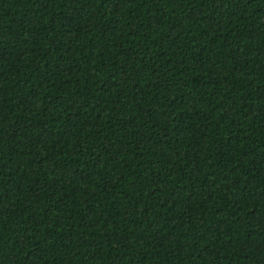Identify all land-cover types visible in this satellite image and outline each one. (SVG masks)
Returning a JSON list of instances; mask_svg holds the SVG:
<instances>
[{
	"label": "trees",
	"instance_id": "trees-1",
	"mask_svg": "<svg viewBox=\"0 0 264 264\" xmlns=\"http://www.w3.org/2000/svg\"><path fill=\"white\" fill-rule=\"evenodd\" d=\"M0 264H264V0H0Z\"/></svg>",
	"mask_w": 264,
	"mask_h": 264
}]
</instances>
